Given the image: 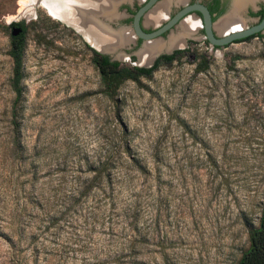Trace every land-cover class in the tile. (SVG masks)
I'll return each instance as SVG.
<instances>
[{
	"label": "rangeland",
	"instance_id": "374dc122",
	"mask_svg": "<svg viewBox=\"0 0 264 264\" xmlns=\"http://www.w3.org/2000/svg\"><path fill=\"white\" fill-rule=\"evenodd\" d=\"M27 1L0 0V264H237L264 204V42L200 36L109 100L83 37Z\"/></svg>",
	"mask_w": 264,
	"mask_h": 264
},
{
	"label": "bare ground",
	"instance_id": "6f19581e",
	"mask_svg": "<svg viewBox=\"0 0 264 264\" xmlns=\"http://www.w3.org/2000/svg\"><path fill=\"white\" fill-rule=\"evenodd\" d=\"M125 0H28L24 3L25 12H34V7L42 4L51 15L60 18L68 24L73 25L85 37L86 41L95 48L102 49L108 53L115 54L118 58L125 56L118 53L121 47H127L135 41L131 31H111L101 22L100 17L111 20L117 15L114 13L116 5ZM143 1V0H141ZM187 0H165L163 5H157L146 16L150 23L158 24L167 14L171 3H184ZM255 0H234L230 13L217 25L219 35L226 34L230 28L240 27V12L248 3ZM23 5V6H24ZM145 16V17H146ZM194 18L186 20L177 35L172 36L168 43H161V39L145 44L138 53V63L147 65L160 53L170 52L181 48L185 44L184 38L192 36L196 27L199 26ZM108 26V25H107ZM117 32V33H115ZM192 34V35H191ZM117 52V53H116Z\"/></svg>",
	"mask_w": 264,
	"mask_h": 264
},
{
	"label": "trees",
	"instance_id": "16d2710c",
	"mask_svg": "<svg viewBox=\"0 0 264 264\" xmlns=\"http://www.w3.org/2000/svg\"><path fill=\"white\" fill-rule=\"evenodd\" d=\"M210 12L212 13L213 9L210 8ZM91 52V63L98 72L101 93L107 99L115 100L118 90L125 82H138L140 78H149L160 66L172 63L175 61L177 55L183 54L186 50L177 51L172 55L162 56L157 59L150 68L122 65L117 61H111L107 56L101 55L93 49H91ZM23 53L24 35L17 38L11 37L8 55L12 61V77L10 79V87L14 94L12 109L14 117L17 115L16 110L23 96V89L21 85ZM207 68L208 61L205 58H202L197 71L202 72ZM111 165L112 162H109V160L103 162L102 168L95 176L92 177L90 184L86 189H88V187L89 189L95 187L96 183H101L105 180V178L107 180L111 179V174L109 172ZM105 172H107V174L102 176V173L104 174ZM248 242L249 245L247 249L242 252L237 264H264V204L261 209L258 225L249 229Z\"/></svg>",
	"mask_w": 264,
	"mask_h": 264
},
{
	"label": "flooded vegetation",
	"instance_id": "af4514ba",
	"mask_svg": "<svg viewBox=\"0 0 264 264\" xmlns=\"http://www.w3.org/2000/svg\"><path fill=\"white\" fill-rule=\"evenodd\" d=\"M146 1L147 0H143L140 3L138 2V0H130V1L126 0L124 2H119L115 8L114 13L117 15L115 18L108 20V19H105L103 17H100V20L103 23V25L106 24L105 27L108 30H112L113 32L117 31V30H133L131 28L133 15L138 10V8L141 7ZM194 3H199V4L204 5L208 9V11L211 15L212 23L215 24V21L218 18L222 17L223 18V19H221V21H222L230 13V11L232 10V6L234 5V0H187V2H185L183 4H178V6L173 5L176 7L175 10L174 9L172 10L169 7L167 16L163 20H161L158 24L154 25L153 23H150V21L147 17L148 15L145 18H142L140 21L141 29L146 33H150V32H153L155 30H158L160 27H162L164 24H166L170 19H172V17L178 11H180L185 6L191 5ZM39 5L41 7H43L42 4H38L37 6H39ZM43 8L50 17L61 22L62 24L66 25L67 27L71 28L72 30H75V31L78 30L76 27H74L71 24H68L67 22L63 21L62 19L53 17L46 7H43ZM210 8L213 9L212 13L210 12ZM228 11H229V13L226 16H224ZM191 15H195L197 19ZM263 16H264V0H255L254 2L248 3L246 6H244L242 11L240 12V17H239L240 18L239 20L241 22L240 27L230 28L229 33L235 32L236 30L250 29L251 27L259 24L261 22ZM190 18H194L196 21H198L197 24L199 26H197L196 27L197 29H195L197 31H195V33H193V35L191 34L192 36H190V37L187 36L184 38V40H185L184 46L185 45L187 46L188 42L189 43L194 42L197 38H200V36H202V39L209 44V42L204 37L202 18L198 13H191L190 15H188V16L182 18L180 21H178V23L171 29L172 35L170 34V31H168L162 35L163 40H161L162 41L161 43H168V41L172 38V36L177 35V33H179V31L181 30L182 24ZM124 19H130V21H129L130 28H127L124 24L123 25L119 24V22L123 21ZM144 20H145V25L149 24V27H145ZM221 21H219V23ZM219 23H217L215 25L214 30H217L216 27ZM10 30H11V33L13 32V30L14 31L15 30H22L20 32L16 31V35H14V36L11 34V37L17 38V37H20L21 35L25 34L26 28L23 24H19L16 22V23L11 24ZM177 30H178V32L175 33ZM233 30H235V31H233ZM216 32H214V34H216ZM79 34H81V33L79 32ZM215 36L219 37L217 35H215ZM82 37L85 39V37L83 35H82ZM249 39H258V40H262V42H264V31H261L257 34L246 37V38L239 40V41H236V42H242V41H246ZM85 41H86V39H85ZM87 44L89 45L90 43H87ZM90 45L93 46L92 44H90ZM141 45H142V41L138 38H135V41L132 44L128 45L127 47H124L123 51L128 55V54H131L132 52L138 50L141 47ZM130 48H134V50L129 51ZM187 48H188V46H187ZM186 49H180V50H186ZM117 54H119V53H117ZM168 55H172V53L171 54H161L159 57H157V59H159L162 56H168ZM130 58L134 59L135 57L131 56Z\"/></svg>",
	"mask_w": 264,
	"mask_h": 264
},
{
	"label": "water",
	"instance_id": "95a60500",
	"mask_svg": "<svg viewBox=\"0 0 264 264\" xmlns=\"http://www.w3.org/2000/svg\"><path fill=\"white\" fill-rule=\"evenodd\" d=\"M122 2H124V1H122ZM159 2H160V0H147L141 7L138 8V10L133 15L132 25H131V28L133 30L131 32L134 34L135 38H138V39H140L142 41L141 47L138 50L132 52L129 55H127L123 51L124 47H121V48L118 49V53H121L124 56H127L128 58L131 57V56L136 57V61L132 64L133 66L150 68V67L153 66V64H154L155 60L157 59V57H159L161 54H171L175 50L186 49L187 46L185 45V46H183L181 48L173 49L170 52L157 54L149 62V64H147V65H142V64H139L137 62L138 61V53H140V51L144 48L145 44H147L149 42H152V41L159 40V39L163 40L162 39V35L165 34L168 31H170V34L172 35V30L171 29L178 23V21H180L182 18L190 15L191 13H198L201 16L204 37L209 42V44L211 46L217 47V48L225 47V46H227V45H229L231 43H234L236 41L242 40V39H244L246 37H249V36L257 34V33L261 32V31H264V16H263L261 22L259 24H257L256 26L251 27L250 29H247V30H236V31L233 30L235 32H232V33L228 32L226 34L219 35L216 32V30H214L215 29V24L212 23L211 15H210L208 9L202 4L194 3V4L187 5L184 8H182L180 11H178L172 17V19H170L166 24H164L158 30H155V31L150 32V33H146V32H144L141 29L140 21H141L142 18H145L146 14H148L152 9H154L159 4ZM178 4H183V3H178ZM229 11L224 16H226L229 13ZM16 31L20 32L22 30H15V31L13 30V32L11 34L13 36L16 35ZM118 31H122V30H118ZM76 32L79 33L78 30H76ZM214 32H216V34H214ZM215 35H217L219 37H216ZM86 43H88V42L86 41ZM90 47L93 50H95L96 52H98L99 54L107 56L111 61L119 62V61L122 60V58L116 57L115 54L108 53V52H106V51H104L102 49L95 48V47H93L91 45H90Z\"/></svg>",
	"mask_w": 264,
	"mask_h": 264
}]
</instances>
